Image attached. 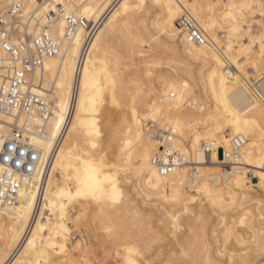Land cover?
Wrapping results in <instances>:
<instances>
[{
	"label": "bare ground",
	"instance_id": "1",
	"mask_svg": "<svg viewBox=\"0 0 264 264\" xmlns=\"http://www.w3.org/2000/svg\"><path fill=\"white\" fill-rule=\"evenodd\" d=\"M147 3L159 10L153 25L165 38L164 47L172 49L181 61L165 62V73L155 79L157 86L150 83L143 88L142 84L130 81L135 87L131 89L129 84L122 85L123 71L109 65L110 43L115 33L121 32L123 25ZM201 3L202 0H69L64 5V11L51 24L52 35L60 40L58 52L45 59L35 75L53 103L42 132L30 138L31 145L39 151L41 176L22 185L17 198L0 207V264H69L71 228L75 226L70 218L71 213L75 215L71 210L73 202L81 203L83 213L92 206L97 216L115 226L114 219H121L133 209L132 196L124 192L132 177L135 180L130 185L137 195L146 199L154 195L168 205L163 212L159 211L165 217L163 228L169 245L177 246L179 257L181 253L205 263H220L224 258L225 264H264V233L260 237L256 234L259 219L255 216L239 215V222L247 223L254 231L250 230L255 240H249V246L244 245L243 235L229 228L222 231L225 240L232 239L230 246L237 248L235 252L224 253L215 246L219 241L215 227L201 226L195 235L187 233L196 230L192 229L194 224L205 223L216 209L235 206L246 210V204L260 203L253 196L254 188L264 195V40L253 48L259 38L253 37L248 27L241 32L242 22L238 18L250 4L240 6V1L225 0L226 10L222 8L225 11L220 14L228 25L221 27L215 16L204 13ZM28 8H33L32 1ZM53 9L54 2L44 0L36 11L43 18ZM72 12L97 25L88 42L83 29L70 39L63 38L64 17ZM185 13L205 32L208 43L195 44L184 38L176 22ZM231 19L235 22L231 23ZM262 27L264 38V24ZM146 30L137 32L136 41L140 44L145 42L142 40ZM192 68H198L197 76ZM184 72L190 80L197 79V84L186 80V75H181ZM200 93L211 101L210 105L197 102ZM190 95L193 96L189 101ZM119 96L126 97L125 113ZM111 104L119 107L118 112L110 109ZM161 115L177 135L191 134L189 144L181 139L186 148L177 144L176 136L170 140L169 150L181 154L187 164L164 177L152 164L158 146L145 131V124L150 120L159 122ZM114 121L122 124V138L113 129ZM33 124L42 125L38 119ZM198 130L206 140L199 139ZM234 136L244 140L239 165L220 171L217 166L221 151L227 156L229 138ZM204 144L210 146L211 153H207ZM191 192L206 199L207 207L201 206L202 212L197 210L194 216L185 217L187 229L177 234L179 216L171 209L181 200L193 202ZM188 209L185 203L183 210ZM119 221H115L117 225L121 224ZM190 233L189 238L197 236L195 241L199 244L198 251L192 254L187 253L191 248ZM111 236L108 240L107 235L105 241L101 238V243L120 241ZM169 251L173 257L172 250ZM133 254L135 248L129 246L123 254V264H150L146 259L138 261ZM178 255L175 257L179 258Z\"/></svg>",
	"mask_w": 264,
	"mask_h": 264
},
{
	"label": "rangeland",
	"instance_id": "2",
	"mask_svg": "<svg viewBox=\"0 0 264 264\" xmlns=\"http://www.w3.org/2000/svg\"><path fill=\"white\" fill-rule=\"evenodd\" d=\"M236 1L237 2L240 1V4H238L240 6L245 5L246 2H244V1H247L246 5L250 4L248 9L243 10V16L238 18V21L242 22L241 23V25H242L241 32H243L245 27H248V29L253 32V37L259 38V41L256 42L257 45L255 43H253L254 45H252L253 48L255 46L258 47L259 45H261L262 41L264 40V38L262 37V34H263L262 25L264 24V0H253V1L252 0H236ZM224 2H225V0H222V1L221 0H214V1L213 0H202V3H201V6L203 7L204 13L206 15H209V16H211V15L215 16L217 22L219 23V25H221V27L228 25L227 23H225L224 19L221 16V14L226 10ZM216 4H217V7H216ZM218 4H220V6ZM152 5H150V3H147L146 7H142L140 9H138L137 14L134 15L133 19L131 21L129 20L125 25H123L122 31L115 33V35L111 38V43H110L111 56L109 58V65H111L112 68H116V69L119 68L121 71H123V74L121 76L122 85L129 84V85H127V87L128 86H129V88L132 87L131 89H133V88L135 89V87H133V86L137 85V84H139V85L142 84L141 86L143 88L148 87V85L150 83L152 85L157 86L156 82L158 79L157 80H155V79L160 74L165 73L166 70H164V67L166 66L167 61L172 60V61H176L179 63L181 61L180 57L174 55L172 49H170L168 47H166V48L164 47L163 42L165 41L164 40L165 38L163 36H161L160 33H158V28L155 25H153V20L157 19L159 17V15H158L159 10L154 5H153L154 7ZM215 7H216V9H215ZM222 8L225 10H223ZM216 15H217V17H216ZM230 22L234 23L235 21L231 19ZM139 29L141 31L147 29L146 30L147 33L144 34V38H143L144 40H142V42L143 41H145V42L141 43V44L138 41H136V35L138 34L137 32L140 33ZM162 38H164V39H162ZM140 39H142V38L140 37ZM221 40H222L221 41L222 43H225L224 38H221ZM236 42L238 44H240L239 41H236ZM161 43H162V45H161ZM222 43H221V45H223ZM135 48L139 49L140 52L135 51ZM156 62H157V64H156ZM196 69H198V68H195L192 71V73L194 71H196V72H194V73H196L195 76H197L199 74V72L197 73ZM162 70H164L163 73H162ZM204 73L205 72H203V74ZM181 75L182 76L186 75L185 76L187 78L186 80L192 82L193 84L195 83L194 85L197 84L196 83L197 79L194 78V80H193V78H192L190 80L191 77L189 74H187V73L185 74V72H184ZM185 77H184V79H185ZM130 81L133 82L132 84H134V83L135 84L133 86H131L132 84ZM195 88H196V86H195ZM194 90H196V89H194ZM196 93H198V92H196ZM201 94L202 93L198 94V101L197 102L203 103L204 101H206L205 103L210 105L211 101H207L209 99L206 96L203 97L204 94H202V95ZM192 96L193 95L188 96L187 99L190 101ZM123 98H124L123 96H119L118 100L119 99L122 100ZM125 98L122 101L121 100L119 101V102H121V105H122V107L121 106L120 107L123 108V106H124L125 111H124V109L120 108L122 111H124V113L127 111L126 110L127 104H125L126 103ZM201 100H203V101H201ZM205 103H204V105H205ZM117 107L118 106H115V104L110 105V109L112 111L114 109V113L118 112L119 107L118 108ZM115 108H117V109H115ZM150 121H152V120H150ZM158 123L162 126L167 125V124L170 125L171 130L175 133V136H176V138L175 137L174 138L176 139V142L178 145H180V147L184 145L186 148V145L184 144V142L181 139L186 141V143H188V144L190 143V135L191 134H189L188 137H186V136L182 137L180 135H177L176 130L173 128L172 124L170 122H168L167 120H165L163 115H161L160 121ZM121 125L122 124H120L119 121H114V123H113V129L117 133L118 138L123 137V133L121 131V129H123V128H121L122 127ZM199 125H201V122H198V124L196 125V128L198 127L197 129L200 128ZM197 132L200 133L201 130H198ZM199 139H201L202 141L206 140V138L202 132L200 134ZM217 167L219 168L220 171L224 170V169L220 168L219 166H217ZM187 170L190 171V167H188ZM227 170H230V169H227ZM134 180H135V177H132V179L127 182L128 185L126 183V187L124 188V192L127 191L128 194H130L129 196L130 197L132 196V199H133L132 200L133 209L129 212L132 214L127 213L124 217L122 216V218H123V219L121 218L122 220L117 219L118 221L119 220L121 221V222L119 221V224L121 223L120 225H117V223L115 222L117 220L114 219L113 225H115L116 227L111 225L112 222L103 221L104 219L102 220L99 215L97 216V214L94 212L93 208L91 209L92 206L91 207L88 206V209L86 210V212L83 213V211L81 209L82 208L81 203L79 201L73 202V204L71 205V210L73 212H75V215H74V213H71V215H73V216L70 218H71V220H74L73 222L75 223V226H73L71 228V230H72V241H70V246H69L71 248V250H70L71 254L69 253V251L67 252L70 254V255L69 254L68 255L72 258L68 261L69 264H123V254L126 252V249L129 246L135 248V254L136 255L133 254L134 255L133 257H135V258L137 257L138 261H140V259L141 260L146 259L147 261H149L150 264H202V263L204 264L205 262H200L197 259L193 260V259L188 258L186 255L181 254V253H180V255H181L182 259H181V257H179V255H178L179 250H178V248H176L177 246H174L172 244H170L171 246L169 245V241L166 237L167 231L165 233V230L163 228L164 227L163 223L165 222V217L164 216L162 217V212L165 210V208H167L168 205H166L162 200H160V198L155 197L154 195H151L147 199L144 198L142 194L137 195L136 190H132V187L130 185L132 183L131 181H133V183H134ZM253 182L256 183V180H253ZM130 189L132 190V192ZM186 190H188V189L186 188ZM254 190H255V191H253L254 195L253 194L252 195L256 196V198L260 199L261 200L260 203H256L255 201H252V202L246 204L247 205L246 210H244V209L238 210L237 208H235V206L230 207V209L229 208H225V209L223 208V209H219V210L216 209L214 212H211V213L209 212L210 213L209 217L207 218L205 223L194 224L192 229L193 230L196 229V230L187 231V233L194 232V234L192 233V235H195V233L198 232V230L200 229L199 227H201V226H205V227L207 226V227H212V228L215 227L216 232H217V233H215L216 234L215 236H216V238L218 237L217 240H219V241H217V244H215V246H219V249L222 252L229 253L230 251L235 252L237 250V248H234V247L232 248L230 246V244H232V242H230V241H232L231 238L228 239V241L224 239L225 236H223L224 233L222 231H224L225 228H229L235 234L240 235V236L243 235L242 238L245 242L244 245L249 246V244H252V243H250V241L254 242V240H255V239L253 240L254 231H252V229H250L248 227L247 223H240L239 222L240 221V218H239L240 213L241 214L245 213L247 215V217L248 216H255L254 217L255 219L256 218L259 219L257 221L259 224L256 225V228H255V230H257L256 234L260 237L261 233H264V226H262V225H264V223H263V221H264V216H263L264 215V195L258 189L254 188ZM190 194L192 196L194 195V197H195L193 202L192 201L191 202H188V201L185 202V200L184 201L181 200L179 202V204L174 205L173 206L174 208L172 207V209H171V211H173V213L176 214V216H179L178 217L179 226L177 227V230H176L177 234H179L180 231L187 229L186 223H188V221L186 220L187 218L184 219L185 217H187V216L192 217L195 214H197V212L199 210H200L199 212H202L200 209L201 206H202V208L207 207V200L206 199H204L202 196H200L194 192H191ZM121 198H123V195L121 196ZM185 203L188 204V206H189L188 211L183 210V205ZM148 209H150V210H148ZM159 210L160 211L163 210V211L160 212ZM182 211H184V212H182ZM186 212H188V213H186ZM131 215H133V216H131ZM261 215L263 216V218L261 217ZM129 217H130V219H129ZM76 218L78 220H76ZM216 218L217 219L219 218V219L217 220ZM223 219H224V221H223ZM226 221H227V223H224ZM100 222L104 223V224L101 225ZM105 223H107V224H105ZM255 224H257V223H255ZM107 225H109V226L111 225L110 229H111V231H113L112 233H110L111 231L109 229V226H108V228H105ZM183 226L184 227L186 226V227L184 228ZM106 229H108V230H106ZM260 229H261V231H260ZM250 230L253 233L250 232ZM125 231H126V234L128 236L126 234H124ZM110 234L113 237L116 236V239L120 238V241L118 239L119 243H118V241H115L116 243H111L109 241H108L109 243L108 242L107 243L106 242L101 243L102 239H104L103 241L107 240L106 239L107 235L109 237ZM103 235H104V238H103ZM123 235L126 236L127 238L124 237ZM190 235H191V233H190ZM190 235L188 236V240L190 239L189 237H192V235L191 236ZM99 236H100V238H99ZM251 236H253V237H251ZM97 237L99 238V240ZM195 237H197V236H194L193 238H191L189 240V244L191 243L190 244L191 248H188L190 246L187 247L188 250L190 249L189 251L187 250L188 254H189V252L191 254H192V252H197L199 249V244H198V241H195L196 240ZM121 238H123V240ZM109 239H110V237L108 238V240ZM112 239L114 240V238H112ZM112 244H114V245H112ZM169 250H172L173 257H170V256H172V254ZM175 250L177 251V253H175L176 252ZM174 255L175 256L178 255L179 258H176ZM81 260H82V262H81ZM215 262H217V261H215ZM215 262H213V263L210 262V263L211 264H225L224 258L221 260L220 263H219V261L217 263H215ZM208 263L209 262H206L205 264H208Z\"/></svg>",
	"mask_w": 264,
	"mask_h": 264
},
{
	"label": "built area",
	"instance_id": "3",
	"mask_svg": "<svg viewBox=\"0 0 264 264\" xmlns=\"http://www.w3.org/2000/svg\"><path fill=\"white\" fill-rule=\"evenodd\" d=\"M30 1L33 8H28ZM43 1L0 0V207L13 202L22 185L41 176L39 151L31 145L30 138L42 132L53 103L35 75L45 59L58 52L60 40L52 35L51 24L69 0H50L54 2V9L42 18L36 8ZM64 23L63 38L70 39L77 30L83 29L86 42L97 26L74 12L65 15ZM176 23L188 42L208 43L207 35L189 14L181 15ZM34 119L42 125H34ZM145 125L146 133L159 149L152 164L161 176L187 164L181 154L168 148L175 137L170 127L154 121ZM229 142L230 152L225 156L222 150L218 163L224 170L239 165L244 145L241 136L231 137ZM204 147L211 153L210 146L204 144Z\"/></svg>",
	"mask_w": 264,
	"mask_h": 264
}]
</instances>
